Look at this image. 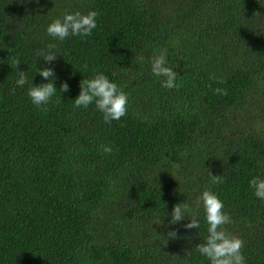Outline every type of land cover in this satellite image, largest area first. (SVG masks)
Listing matches in <instances>:
<instances>
[{
  "label": "trees",
  "instance_id": "1",
  "mask_svg": "<svg viewBox=\"0 0 264 264\" xmlns=\"http://www.w3.org/2000/svg\"><path fill=\"white\" fill-rule=\"evenodd\" d=\"M93 10L91 36L47 35L66 12ZM52 43L45 62L37 52ZM163 49L178 89L152 74ZM40 68L58 92L37 107ZM97 73L128 96L111 124L94 103L73 106ZM253 177L264 179V0H0V264H210L195 250L205 190L223 201L245 264H264ZM183 202L198 229L169 223Z\"/></svg>",
  "mask_w": 264,
  "mask_h": 264
},
{
  "label": "clouds",
  "instance_id": "2",
  "mask_svg": "<svg viewBox=\"0 0 264 264\" xmlns=\"http://www.w3.org/2000/svg\"><path fill=\"white\" fill-rule=\"evenodd\" d=\"M99 13L97 11H89L87 14L77 12H66L62 19L57 18L51 22L46 33L59 41H65L70 36H80L81 38L92 35L93 30L97 27L96 18ZM57 45L55 43L47 45L48 51L43 50L37 52V55H42L45 62L55 61L57 54L52 50ZM143 62V57L138 58ZM16 67L20 64L19 60L14 61ZM167 50L163 49L158 55H154L151 59L152 74L157 77H162V87L166 89L179 88L176 83L177 73L173 68L167 66ZM40 76L48 83L38 86H31L28 91L32 103L41 107L47 105L51 98L57 94V89L52 80L55 79L54 70L52 68H40L37 70ZM214 79V77H213ZM221 83L223 81H220ZM18 87H23L29 83L24 71H19V79L16 80ZM81 91L74 99V108L83 107L87 109L93 103L98 111L103 115V120L107 124H111L113 120H120L127 115L128 96L123 92L115 82L108 79L103 73H97L91 79H83L80 82ZM69 91V85L65 82L61 85L59 93ZM214 92L218 95H227V89L217 88ZM43 110H47L44 108ZM105 153H111L112 148L105 146L103 148ZM215 183H221L222 175L213 176ZM249 185L254 189V194L261 200H264V179L253 177L249 181ZM198 202H202L206 214V222L208 224V235L203 243L196 245L195 250L207 258L210 264H245V257L242 254V249L245 244L244 241L231 235L226 225L232 223L229 214L224 212L223 201L210 190L203 191L202 195L198 197ZM187 214V215H186ZM172 219L170 224L175 225L184 220L186 217H191L189 223L184 227L187 229H198L200 227L199 220L192 215L190 205L186 202L179 203L173 206ZM169 238H177L176 231H169L167 233Z\"/></svg>",
  "mask_w": 264,
  "mask_h": 264
}]
</instances>
